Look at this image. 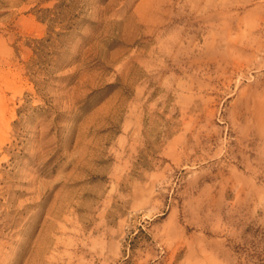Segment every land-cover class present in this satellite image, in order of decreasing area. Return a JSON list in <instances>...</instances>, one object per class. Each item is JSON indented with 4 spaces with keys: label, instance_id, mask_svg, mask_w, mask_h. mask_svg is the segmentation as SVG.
I'll return each mask as SVG.
<instances>
[{
    "label": "rangeland",
    "instance_id": "374dc122",
    "mask_svg": "<svg viewBox=\"0 0 264 264\" xmlns=\"http://www.w3.org/2000/svg\"><path fill=\"white\" fill-rule=\"evenodd\" d=\"M0 264H264V0H0Z\"/></svg>",
    "mask_w": 264,
    "mask_h": 264
}]
</instances>
